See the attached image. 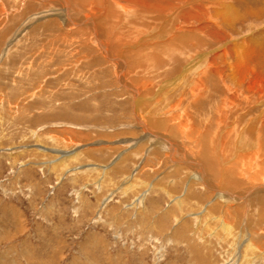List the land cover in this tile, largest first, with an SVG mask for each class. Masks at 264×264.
Returning a JSON list of instances; mask_svg holds the SVG:
<instances>
[{"label": "rangeland", "instance_id": "rangeland-1", "mask_svg": "<svg viewBox=\"0 0 264 264\" xmlns=\"http://www.w3.org/2000/svg\"><path fill=\"white\" fill-rule=\"evenodd\" d=\"M35 1L0 0V264H241L251 256L245 250L251 238L264 251V225L252 211L226 212L212 186H202L184 165L178 168L149 138V132L167 134L185 152L191 142L200 161L205 139L230 151L251 123L264 135V123L256 125L264 103L242 110L235 108L238 94H230L264 95V0H215L220 28L218 36L212 32L214 42L212 25L202 22L208 45L192 41L188 56L167 52L164 68L143 59L141 49L166 45L176 32L163 34L162 24L138 19L119 38L112 36L111 51L129 67L123 81L121 62L107 58L96 37L84 28L82 36L69 31L63 16ZM76 1L83 5L78 16L91 13L100 36L108 34L110 24L103 21L115 0H99L95 10L97 0ZM124 3L143 10L134 0ZM215 56L221 70L216 87L205 81L210 87L190 99L197 85L187 81L199 58ZM226 97L232 114L224 109ZM170 106H178L171 110L175 121L168 118ZM239 117L246 119L241 132L232 127ZM161 120L168 128L149 124ZM222 217L236 226L237 237L245 235L242 242L224 237ZM252 255L253 264H264L259 252Z\"/></svg>", "mask_w": 264, "mask_h": 264}, {"label": "bare ground", "instance_id": "bare-ground-1", "mask_svg": "<svg viewBox=\"0 0 264 264\" xmlns=\"http://www.w3.org/2000/svg\"><path fill=\"white\" fill-rule=\"evenodd\" d=\"M36 1L41 2L42 4L50 5V7L52 8V11H50V10L49 11H50V13L52 12L53 15L56 14L57 16H63V19L65 18V24H67V29L69 28V31L70 30H77L75 33L82 36V35L86 34V31L84 29H87L89 31V33L91 35H93V37H96V40L98 42V46L100 49H102V51L106 55V57L107 58L113 57L114 61H116V62L120 61L121 62L120 66H122V67H121V70L119 71L120 72V74H119L120 75L119 76L120 81L121 80L123 81V79L125 78L124 74L129 70V67H128L126 61L125 60L123 61V59H121L122 57L120 55L118 57H121V58L115 57L114 53L111 51V49L112 50L114 49V47H112V45H113V41H112L113 37L112 36L116 35L119 38L120 37L119 35H121V33H123L125 30L132 29L133 27H135L134 25L137 24L136 21H138V19L141 21H143V20L147 21L149 19H152V21L154 22L155 25L162 24L164 26L163 34H168V33L172 34V32L173 33L176 32V35H174V37L169 39L170 41L168 40V43L166 45H162V46L159 45L157 47L155 45V47L154 46L149 47L151 45L150 44L149 46L144 45V48L141 49L142 51L145 52L143 59H148L149 61H152L154 64H156V66L159 65L163 68L165 67L164 66L165 62H163L165 59L163 56H165V54L167 52L170 51V53H171V52H174V50L175 51L178 50L180 53L187 55L189 50L191 52V49L194 48L192 46V41H198L199 40L200 45L206 44L207 42H209V41H207L208 39L207 40L205 39L206 43L203 41L204 39L202 36H203V33L205 32V30L203 27H201L202 22H206V23H209L212 25V27L211 26L209 27L210 28L209 34H210L211 39H212V37H211L212 32H214L217 35L216 32L220 28V26L218 24L219 21L217 19L218 15H220V14H219V11L214 9V7L216 8L218 1H215V0H205V1H207V3L202 2L203 0H134L140 5V7L143 10L136 9L138 6L133 7L130 4L126 5L124 3L126 0L125 1L121 0L120 2L118 0L117 1L115 0V2H113V4H111L109 2L110 4H109V9H107L108 10L107 15L110 17L103 22L110 24V28H106V30H108V34H106V33L103 34L101 32L103 36H100L99 32L101 30L99 27H97V23H98L97 21L98 20L97 19H96L97 21L94 20V16L91 13H87L82 17L78 16L79 15L78 8L81 9L83 6V5L81 6L80 2L77 3L76 0H36ZM100 1L102 2L103 0H100ZM92 6H94V7H91L90 9H93V10H95V8H100L99 0H97L94 4H92ZM58 7H62V10L61 9L59 10ZM83 8H85V7H83ZM118 8H119V10H118ZM180 8H182V9H180ZM209 8H212L213 11L212 10L209 11L208 10ZM144 11L149 12V14H148L149 17H143V16H145ZM139 12H142V14H144V15L140 16L141 13H139ZM73 13L75 14L76 17L74 16ZM50 16H52V14ZM226 19L228 20V18H226ZM107 20L111 23L107 22ZM53 22L55 23V21H53ZM51 23H52V21H51ZM223 23H225V22H223ZM115 24L116 25L121 24L122 26H119V29H118L115 27ZM181 25L186 26V28L180 29ZM47 27H49V26H47ZM152 28H154V26ZM162 29H160V30H162ZM212 41L214 42L213 39H212ZM121 43H124V42H121ZM120 45H122V44H120ZM206 45H208V44H206ZM114 46H116L115 43H114ZM121 47H123V46H121ZM142 54H143V52H142ZM129 56H131V55H129ZM142 61L143 60H140L138 62V64H135V65L140 66L142 64ZM165 61H167V60H165ZM217 61H219L218 56L210 58L209 60L208 59L205 60L204 57L199 58V61H198L199 66L196 69V75L194 74L195 75L194 79H192L191 81H189V80L187 81V84L190 83L192 85H195V83H196V85H197V87L193 90V93H191L192 98H190V99H195L196 97H198L197 93L201 94L203 92V90H206L207 87H210V86L206 87L207 83L205 81H208V83L209 82L212 83V85H211L212 87H216L217 83L215 84L214 77L220 75L219 73H221V70H219L218 65L216 63ZM194 70H195V68H194ZM232 71H234V70H232ZM240 74H239V76H240ZM231 75H232V73H231ZM168 77L169 76H167V78ZM197 78H198V81H197ZM182 81H184V80L182 79ZM122 83L125 84L126 82L125 83L122 82ZM222 84L224 85V83H222ZM126 86L133 89L137 93L138 96L140 95V92L137 88H134V87H131L128 85H126ZM224 87H226V85ZM189 90L192 91V89H190V88H189ZM195 90L197 91V93L194 92ZM181 91H182V89H181ZM228 91H230V90H227V92ZM254 91H256V90H254ZM261 92L262 91H260V92L257 91V94H255L256 92L248 93L244 89H239V91H237L236 89H234V90L231 89L230 94L231 95L234 93H236V95L238 94L237 97H238V99H240L241 102H237L239 105L235 104V106H237L235 108H238V106H239L240 109L243 110V109H245L246 106L250 107V105H252V104H255V105L259 104V106H260L261 103H264V101H262V99H264V98H262L264 95ZM177 96H179V94ZM257 99H260V100H257ZM181 101H183V100H181ZM224 101H225L224 102V109L230 111L232 114L235 111V109H233L234 108L233 105L231 106V105L227 104V102H226L227 97L225 98ZM252 101L253 102L255 101L256 103H253ZM221 103H222V101H221ZM184 105H186V104H184ZM222 105L223 104H221V106ZM180 106H182V105H180ZM171 107L172 106L169 107V109H170L168 111L169 114H167V113L166 114L168 115V118H171L172 121H175L176 118L174 115H172L173 111H171V110H173V107H174V109H176L178 106H173L172 109H171ZM180 110H182L181 107H180ZM189 110H191V109H189ZM183 113H185L184 110L180 111L181 117H182ZM169 115H171V116H169ZM192 116H194V115H192ZM178 117H177V119H178ZM226 118H227V116H226ZM233 118H235V117H233ZM144 120L145 119H143V117H141L138 121L140 122V124L143 127H146ZM171 120H169V121H171ZM148 121H149V119H148ZM238 121L233 120L234 123H233L232 127H236L238 129H240V132H241V130L243 128H245L246 119L244 117H239ZM259 122L264 123V118L259 117L258 121L256 122V125L259 124ZM167 123H168L167 121L163 122L161 120V121H155L153 123L151 121L149 124L153 128H157V129L162 130V129L168 128ZM219 123H221V122H219ZM171 124H173L172 127L170 128L171 131L177 132V128L174 126V123H171ZM173 126L175 128H173ZM196 126H198V125H196ZM255 128L256 127H254V125L252 123H251V125H248L246 130H245V133H243L244 135H242V137L239 138L240 144L238 143V145H236L230 151L228 150V148H226V146H225L226 144L222 147L221 146L222 143H219L218 140L216 143L215 140L212 142H209V141H206L207 139H205L204 140V146H202L203 150H201L202 153H201V157H200L201 160L200 161L196 160L195 155L192 154V152H191V150L194 149V148H191V146H192V145H190L191 142L188 144L190 149L186 150V152H185L184 149L181 148L178 143H176L175 141H172V139L167 134H161L160 135V134L151 133L148 130L147 131L149 132L150 140L152 142H154V144L152 146L155 145L156 147H162V148H164V150L168 151V154H170V157H171V161L174 164L177 163L176 166L178 168H181L180 166L184 165L185 166L184 170L186 169V171L191 172L194 175V177L197 178V180H201V181H197V182H200L202 184V186L204 185L207 188L212 186V188L214 189L212 194L214 196H216V198H218L219 200L220 199L222 200L221 204L218 203L221 206V208L224 207L225 208L224 210H226V212H228L234 207V208H236L235 209L236 211L241 212L243 210V207L244 208L246 207L248 209V211L253 212L252 216L250 214L251 218L254 220H257L258 223L262 226V225H264V185H261V184L259 185V183H257L256 181H259L260 178L263 179V181H264V135H263V133H262V135L259 134L261 132L259 129H258V131L257 130L255 131ZM180 131H181V128H180ZM184 131H186L188 133V134H186L187 136L192 134V133L189 134V131L191 132L190 126L189 127L185 126ZM243 131H244V129H243ZM169 132H170V130H169ZM224 132H225V130H224ZM231 132H233V131H231ZM236 134H238V133H236ZM182 135L184 136L185 134L182 133ZM187 136L184 138L188 139ZM201 137L202 136H200V138ZM201 139H203V138H201ZM231 141H230V144L232 143ZM201 145H200V147H201ZM193 147H197V146L193 145ZM182 150H183V152H182ZM207 172H209L210 175H212L213 177L207 175ZM188 177H189V175H188ZM261 179H260V181H261ZM190 182H192V181H190ZM180 206H181V204H180ZM240 207H242V208H240ZM232 211H234V210L232 209ZM256 213H257V215H253ZM234 215H235V213H234ZM206 216H208V215H206ZM247 217H249V215ZM220 219L223 220V223H220L219 226H220L223 234H225L224 237L226 238V236H227V238H232L233 240L238 241V243L242 242L245 235L243 234L242 236L237 237L235 235L236 234L235 233L236 226H233L232 224H227L226 220H224L226 218L223 219V217H222ZM212 220H214V219H212ZM217 221H214V222H217ZM235 224H236V222H235ZM252 240L253 239L251 238V241H249L245 245V250H246V252H248L247 255L249 253H251V256L250 257L244 256V258L241 261V264H249V262H252L251 264H253V260H251V258L257 257V256L252 255V254H255L256 252H259L260 255L262 256V258H264V251L261 249L262 248L261 245L259 243L258 244L253 243ZM237 246H239V245H237Z\"/></svg>", "mask_w": 264, "mask_h": 264}]
</instances>
